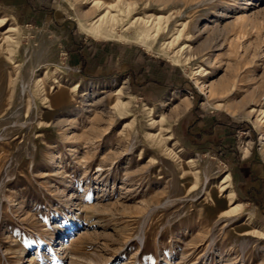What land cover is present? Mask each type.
I'll use <instances>...</instances> for the list:
<instances>
[{
    "label": "rangeland",
    "instance_id": "rangeland-1",
    "mask_svg": "<svg viewBox=\"0 0 264 264\" xmlns=\"http://www.w3.org/2000/svg\"><path fill=\"white\" fill-rule=\"evenodd\" d=\"M0 264H264V0H0Z\"/></svg>",
    "mask_w": 264,
    "mask_h": 264
},
{
    "label": "crops",
    "instance_id": "crops-1",
    "mask_svg": "<svg viewBox=\"0 0 264 264\" xmlns=\"http://www.w3.org/2000/svg\"><path fill=\"white\" fill-rule=\"evenodd\" d=\"M82 51L79 49L70 50L69 68H72L74 70L76 69L77 72L82 71V69H84V72H87L86 71L87 64L85 65V63H86L85 61L87 60V58L83 57L84 53Z\"/></svg>",
    "mask_w": 264,
    "mask_h": 264
},
{
    "label": "bare ground",
    "instance_id": "bare-ground-1",
    "mask_svg": "<svg viewBox=\"0 0 264 264\" xmlns=\"http://www.w3.org/2000/svg\"><path fill=\"white\" fill-rule=\"evenodd\" d=\"M97 3V2H96ZM100 3V2H99ZM108 9V8H107ZM106 14V13H105ZM113 16V15H112ZM104 17V15L101 17V19ZM105 17H106V15H105ZM113 18H114V16H113ZM93 85V84H92ZM102 85H104V87L106 86V87H108V86H112V83L111 82H104ZM103 87V88H104Z\"/></svg>",
    "mask_w": 264,
    "mask_h": 264
}]
</instances>
